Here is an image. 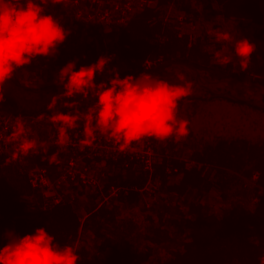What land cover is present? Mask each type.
Returning <instances> with one entry per match:
<instances>
[{
	"label": "trees",
	"instance_id": "trees-1",
	"mask_svg": "<svg viewBox=\"0 0 264 264\" xmlns=\"http://www.w3.org/2000/svg\"><path fill=\"white\" fill-rule=\"evenodd\" d=\"M173 2L155 0L133 14L105 51L107 56H113L110 64L116 60L124 64L128 69L120 72L122 75L138 71L146 59L151 63L178 61L205 72L214 71L243 80L247 69L240 71L235 56L229 64L216 63L214 53L227 47L225 54H231L232 45L218 43L215 34L228 31L234 39L247 38L255 44L253 54L258 53L264 46V0H206L207 3L198 13L185 15L181 20L173 16L176 22L163 18ZM15 5L21 6V0H13ZM169 13L174 14L172 11ZM203 18L202 22L208 29L201 36V28H191L190 25ZM70 32L75 34L80 31L76 29ZM85 44L90 47L89 43ZM90 52L96 54L94 47H91ZM83 59L87 61L88 58L85 55ZM68 63L70 60L61 50L51 57L37 58L26 68L31 70L37 80L61 81V66ZM253 81L260 85L262 91L259 102L264 103V77L253 78ZM52 91L56 92L57 89ZM205 92V97L195 99L206 102L219 98L233 105H247L264 111V107L244 100L252 98L239 96L240 100H237L227 95L216 96L209 91ZM75 100L80 103H74L73 99L68 98L57 105L28 110L22 116L44 125V121H52L51 117L56 113H72L77 110L84 113L87 105L94 102L91 98ZM180 100L189 102L194 99L182 97ZM16 109L13 99L4 95L0 98V112L10 115L15 114ZM186 118V115L177 116L185 128L188 125ZM38 128L32 125L30 136L35 140L36 147L24 155V165L20 166L19 158L11 160L13 152L0 156V224L5 232L13 230L23 235L33 232L36 227H45L59 244L71 245L81 233L89 231L95 240L89 250L103 254L97 264H141L136 259L137 252L143 249L147 255L153 246L162 242L172 246L160 264H260V258L264 256V198L248 206L244 202L230 200L229 196L235 184L246 180H252L259 189L264 190V139L258 142L241 137L226 139L206 135L201 129L192 132L189 127L190 132L170 137L160 141V144L158 140L149 138L154 148L164 155L163 167H155L150 174L139 167L124 166V159L108 161V166L117 169V172L102 182L101 189L105 192L115 184L127 190L126 194L121 193L117 198L110 199V202L115 201L116 206L135 205L143 193L150 196L156 194L158 198L157 207L152 205L151 208L153 214L151 211L142 214L146 226L136 232L132 244H129L122 240L131 234L136 223L131 219L118 222L114 209L106 206L109 202L102 201L99 192L89 195L90 198L97 197V206L94 201L91 205L84 203L79 206L76 202V196L82 195L79 190L75 191V196L64 193L59 204L50 206L45 204L39 190L29 186L27 177L32 170L45 167L51 178H54L57 168L67 156L62 146L46 142L44 138L49 132L46 125ZM181 141L189 149L186 157L180 156L178 151L171 154L165 150V146H173ZM53 154L55 160L50 163L49 158ZM240 156H245V162L234 165L235 158ZM244 166H247L246 170ZM166 168L171 169L170 172ZM240 170L243 174L239 173ZM149 183H153L152 189L150 186L148 188ZM82 212L85 217L81 220ZM137 213L140 212L135 210ZM176 230L179 232H174ZM176 233L183 236L178 238Z\"/></svg>",
	"mask_w": 264,
	"mask_h": 264
},
{
	"label": "clouds",
	"instance_id": "clouds-1",
	"mask_svg": "<svg viewBox=\"0 0 264 264\" xmlns=\"http://www.w3.org/2000/svg\"><path fill=\"white\" fill-rule=\"evenodd\" d=\"M57 4L67 6L69 0H21L19 7L13 6V0H0V98L3 97L4 85L17 70L24 69L39 57L53 56L64 42V26L58 18L45 11L47 5ZM215 40L232 45L231 54H225L227 47L214 53L216 63L229 64L235 56L240 71L244 72L255 44L244 37L234 39L228 31L217 32ZM112 58L101 55L94 63L78 68L72 62L61 66L65 96H79L81 99L91 96L94 102L87 105L84 113L78 110L56 113L51 117L52 122L59 121L71 127L83 119L88 136L99 130L121 147L139 143L145 138L163 142L170 137L183 136L186 128L177 120V106L180 99L188 94L187 86L172 83L150 71L121 76L115 67L107 68L111 74L107 80L97 82V74L105 73ZM144 68H151L149 59L144 61ZM176 76L183 79L179 73ZM73 101L80 103L79 100ZM58 143H63V137L58 139ZM35 147L34 141L18 144L11 160L27 155ZM54 160L55 154L49 162ZM76 249L67 243L59 244L45 227H36L31 233L18 235L13 230L5 232L0 224V264H77L80 257ZM260 264H264V256H261Z\"/></svg>",
	"mask_w": 264,
	"mask_h": 264
},
{
	"label": "rangeland",
	"instance_id": "rangeland-1",
	"mask_svg": "<svg viewBox=\"0 0 264 264\" xmlns=\"http://www.w3.org/2000/svg\"><path fill=\"white\" fill-rule=\"evenodd\" d=\"M183 1V2H182ZM207 3L206 0H174L173 3H171V6L169 7L170 9H168V11H166V15H164L163 18L167 19H171V21L176 22V20L174 19L173 16L177 17L179 15H187L190 16V13H194V12H199L200 8ZM16 6V5H15ZM45 11L47 13L52 14L53 16H55L56 18H58L59 22L61 24H63L64 28H65V40L62 44H60L57 48L56 53H60L61 50L64 51V53L66 54L68 60H70V62L74 63V65H78L80 66L81 64H90V63H94L96 61V59L101 56V55H105L107 56V53L105 52L107 50V48L112 45V40L113 39H105L102 37H99L98 35H85L81 33V29L77 26H74V22L71 21L70 17L66 14L64 8L62 7L61 9V5L57 4V5H47L45 7ZM169 11L174 12V14H170ZM170 14V15H169ZM204 20V18L202 20H196L197 23H192L190 26L191 28H201V36H203L206 32H207V26L202 22ZM63 22H66L67 24H64ZM193 22V21H191ZM177 25V24H176ZM78 30L80 29L79 33H75L72 34L70 32V30ZM98 36V39H96ZM85 43H89L90 47L88 48V46L86 47ZM91 47H94L96 54L92 55L91 54ZM86 55V57L88 58L87 61H84V56ZM264 46L263 49H261L258 53H254L251 56V61L247 67V70L245 72L244 75V79L246 84H250V82H253V85H249L247 90L250 92V94H245L244 97L245 98H252L253 100L259 102V100L261 99V87L257 82L253 81V78L256 77H264ZM261 58V59H260ZM86 62V63H85ZM142 65V64H141ZM76 66V67H78ZM111 67H115L119 72H122L123 70H127L128 68L124 65L118 62V60H116V62H114L113 64H108L106 66V70L104 74H97L96 76V80H106L109 78V76L111 75L108 71L107 68H111ZM181 72H179L180 74ZM183 74H181V76L184 78L183 82L181 84H187L189 87V91L190 92H199V90L196 88V86L194 85V82L191 77V75H186L184 74V72H182ZM16 77L18 78V80L20 82H22L23 84L29 85V86H42L44 84H46L47 82H51L48 80H44V79H40L37 80L36 78H34L33 73L31 72V70L29 68H24L21 70H17V72L15 73ZM57 79V78H56ZM61 82L63 83V78H60ZM191 81V82H190ZM57 82V81H54ZM176 82L175 80L172 81V83ZM178 83V82H176ZM179 84V83H178ZM224 86V85H222ZM189 93V92H188ZM188 101V100H186ZM183 101H179L178 102V106H177V116H185L186 115V122H187V127H186V132H190V128L192 124H196L197 125V131L204 130L203 128H205V126H209V125H213V129H218V123H217V119L213 120L216 115L218 114L217 112H219L218 110L220 109L219 106H223L222 104H230L229 109L227 110L228 112L225 114V117H223V122L224 124H228V129H224L221 128L220 130H218L214 135L217 136H222L223 138L226 139H231V138H235V137H241V138H245L251 142H258L259 140H263L264 139V111L261 110H257L255 108H251L247 105H238V104H232L229 103L226 100L223 99H219V98H213L210 99L206 102L200 101L198 99H194L191 100L189 102H183L182 104H180ZM217 106V107H215ZM183 107V108H182ZM186 107V108H184ZM219 108V109H217ZM180 110V111H179ZM180 112V114H179ZM189 115V116H188ZM213 120V121H212ZM27 123H31L32 125H34L36 128L39 127L38 129H41L42 127L44 128V125L40 124H36L35 121L31 118H26ZM217 123V124H215ZM36 124V125H35ZM190 127V128H189ZM213 135V136H214ZM215 137V136H214ZM29 139L31 141H35L31 136H29ZM180 150V156H184L186 157V154H188L189 149L186 147V145L184 144L183 141L181 142H177L175 143L173 146L167 145L165 146V150L168 153H173L174 150L176 149L177 151ZM245 156H240L235 158V164H241L242 162H245ZM19 164L24 165L25 164V158L24 155H21L19 157ZM233 165V166H234ZM106 180H102V182H106L108 176L112 175L113 173L117 172V169H114L111 166H106ZM237 167V166H236ZM245 168V170L247 169V166L243 167V169ZM241 174L242 171L240 170ZM108 174V175H107ZM255 184L252 182V180H246L240 184H235L232 187V190L230 191L231 196H229V199L232 201H238V202H244L246 203L248 206H252L254 205V201H253V196H254V189H257L255 186ZM111 186H116L115 184H112ZM152 189L153 183H149L148 184V188ZM79 192L82 193V195L76 196V199L78 202L79 206H83L84 203H82L78 198L83 197L85 201L86 205H91L92 202L94 201L96 203V206L99 204V201L97 200V197L95 198H90L89 195L92 192H87L85 190H80ZM256 192V190H255ZM254 193V194H253ZM253 194V195H252ZM75 196V194H73ZM157 195L156 194H151V196L149 194H145L143 193L142 196H140V200L135 203V205H131L128 206L126 204H120L118 206H116L114 204V202H110L106 204L107 207H110L111 209H114L115 212V216H116V220L118 222L120 221H126L127 219H131L134 221V223H136V227L134 229H132V232L129 236H126L125 238H123L122 241H126L129 244H132L133 242V238L134 235L136 234V232H138L140 229L143 230V227L146 226V222L144 221L145 219L142 218V214H146L144 211L146 212H150L152 205H154V207L156 208L158 203H157ZM161 202V200H160ZM157 203V204H156ZM163 204V203H162ZM162 204H160L159 208L160 210H162ZM139 205V208H137V206ZM146 205H150V206H146ZM135 210H138L140 213L135 214ZM152 212V211H151ZM160 212V211H159ZM153 214V212H152ZM85 215L83 212L80 215L81 220L85 217L83 216ZM155 215V214H154ZM153 215V217H154ZM167 213L164 214V217H166ZM156 217V215H155ZM141 230V231H142ZM179 230V229H178ZM178 230L174 231V232H179ZM140 231V232H141ZM176 236L178 238H180L181 236H183V234L181 233H176ZM78 239V240H76ZM71 245L74 248H77V254L79 255L80 259L77 261V264H97L96 262L98 261V258L100 259L102 257L103 254H100L98 252H94L89 250V246L92 247V241H95L94 238L92 239L91 234L89 233V231H85V234H80V236L78 238H76ZM135 243V242H134ZM95 244V243H94ZM169 243L167 242H162L161 244H159L158 246H153L150 249V253L146 255L147 251L140 249V251L137 252L136 254V259L140 260L141 264H160V262H162L164 259H166V257L168 256V250L170 248ZM134 246V245H133ZM172 246V245H171ZM97 254V255H96ZM158 261V262H157Z\"/></svg>",
	"mask_w": 264,
	"mask_h": 264
},
{
	"label": "built area",
	"instance_id": "built-area-1",
	"mask_svg": "<svg viewBox=\"0 0 264 264\" xmlns=\"http://www.w3.org/2000/svg\"><path fill=\"white\" fill-rule=\"evenodd\" d=\"M153 2L155 0H69L67 6L60 5L74 22L73 27H79L82 34L115 39L133 14ZM184 17V14L177 16L179 20ZM26 118L0 112V156L12 153L20 143L31 141L32 124L27 123ZM44 125L49 129L44 138L46 142L62 146L67 154L54 178H51L45 167L36 168L28 174L27 183L32 189L39 190L46 205L59 204L64 193L73 195L76 190L99 192L102 201L117 198L121 193L126 194V188L109 186L105 192L101 189L108 161L124 159V166L139 167L148 174L155 167L164 165L163 153L154 148L149 138L121 147L108 134L99 130H94V134L88 136L84 131L85 122L81 120L71 127L59 121L54 123L46 120ZM61 137L63 143L59 144L58 139ZM170 170L166 168L167 172ZM254 186L257 188L253 196L256 203L264 198V190Z\"/></svg>",
	"mask_w": 264,
	"mask_h": 264
},
{
	"label": "water",
	"instance_id": "water-1",
	"mask_svg": "<svg viewBox=\"0 0 264 264\" xmlns=\"http://www.w3.org/2000/svg\"><path fill=\"white\" fill-rule=\"evenodd\" d=\"M142 71H150L153 74H159L161 77L167 78L170 82L175 80L179 84L183 82L184 78L178 79L176 73L181 72V75L183 74L182 72H184V74L188 76H194V85L196 86V88L198 87L204 91H188L189 93L184 96L187 99L205 97V91H209L211 94L216 96L227 95L230 98L240 100L239 96L250 94L247 88L249 85H253V82H250V84L248 85L246 84L245 80H236L235 78H232L226 74H218L214 71L205 72L191 64L178 61H161L152 63L151 68L149 69H145L144 65H142L141 68L135 73L125 74L137 75ZM125 74H122L121 76ZM99 81L100 80H97V82ZM184 85H186L187 88L189 87L187 84ZM53 89H57V91L54 92L52 91ZM64 93L65 88L64 84L61 81H51L39 87H32L20 82L15 74L3 87V95L7 98L13 99L17 105L16 112L12 115H23L28 110L34 111L42 106L47 107L50 105H57L58 103H62L69 98L65 96ZM89 98L94 100V98L91 96ZM69 99H81V97L76 96ZM244 100L248 103H252L253 105L264 107V103H260L252 99Z\"/></svg>",
	"mask_w": 264,
	"mask_h": 264
},
{
	"label": "crops",
	"instance_id": "crops-1",
	"mask_svg": "<svg viewBox=\"0 0 264 264\" xmlns=\"http://www.w3.org/2000/svg\"><path fill=\"white\" fill-rule=\"evenodd\" d=\"M223 106H219V108H217V109H219L218 111L219 112H217L218 114L216 115V117L213 119V120H215V119H217L218 118V120H217V123H218V129L216 128V129H213V128H211V127H213V125H209V126H205V128H203L204 129V131L206 132L205 134L206 135H214L218 130H220L221 128H224V129H228V124H224V122H223V117H225V114L228 112L227 110L229 109V106L228 105H230V104H227V103H225V104H222ZM232 105V104H231ZM215 107H217V106H215ZM212 120V121H213ZM217 123H215V124H217ZM196 124H192L191 125V130H192V132H197V130H196ZM158 144H160V141H158ZM156 145V146H159V145ZM160 147V146H159ZM177 151L179 152V154H180V150H178V148H177ZM174 152H176V149L174 150ZM173 152V153H174ZM172 153V154H173ZM106 166H108V163H106ZM254 175H252V179L254 178L253 177ZM79 196V195H78ZM80 197V196H79ZM78 199H81L80 201L82 202V203H85V201L86 200H84V198L83 197H81V198H78ZM84 216V215H83Z\"/></svg>",
	"mask_w": 264,
	"mask_h": 264
},
{
	"label": "flooded vegetation",
	"instance_id": "flooded-vegetation-1",
	"mask_svg": "<svg viewBox=\"0 0 264 264\" xmlns=\"http://www.w3.org/2000/svg\"><path fill=\"white\" fill-rule=\"evenodd\" d=\"M135 73V72H134ZM192 80L194 81V76L192 77ZM199 89V91H200V88H198Z\"/></svg>",
	"mask_w": 264,
	"mask_h": 264
}]
</instances>
